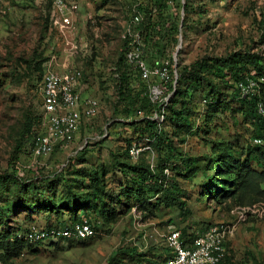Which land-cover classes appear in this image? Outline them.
<instances>
[{"label": "rangeland", "instance_id": "rangeland-1", "mask_svg": "<svg viewBox=\"0 0 264 264\" xmlns=\"http://www.w3.org/2000/svg\"><path fill=\"white\" fill-rule=\"evenodd\" d=\"M174 5L168 11L151 0H80L72 27L61 31L50 24L46 0L2 1L0 175L9 162L17 172L0 179V264H106L116 248L129 244L161 255L159 264L168 258L164 235L170 226L198 231L232 219L236 205L222 195L234 189V167L255 147L253 113L224 83L209 86L202 80L192 93L189 126L175 129V135L169 116L181 106L176 91L186 88L175 80L178 65L204 58L209 66L215 57L250 48L264 54L257 24L264 0H177ZM161 41L173 46L172 59L156 57L154 47ZM141 62L166 66L175 78L172 90L166 85L170 78H143ZM48 70H79L78 91L96 101L97 112L84 119L72 142L37 157L24 129L30 124L39 130L41 77ZM124 71L138 80L136 90L150 92L151 106L134 97V107L143 106L135 117L125 115L131 97L119 93ZM139 120L156 122L166 143ZM181 156L195 160L187 168ZM140 166L150 170L158 191L147 190L132 173ZM256 184L264 190L254 178L243 205L259 196ZM96 185V204L114 213L108 220L90 213L99 226L94 237L25 244L13 255L16 249L4 240L11 231L59 222L69 215L66 206L90 198L86 194ZM138 198L145 207L134 205ZM230 250L232 264H264V215L237 226Z\"/></svg>", "mask_w": 264, "mask_h": 264}, {"label": "built area", "instance_id": "built-area-1", "mask_svg": "<svg viewBox=\"0 0 264 264\" xmlns=\"http://www.w3.org/2000/svg\"><path fill=\"white\" fill-rule=\"evenodd\" d=\"M3 0H0V4ZM50 24L64 31L72 27L73 17L80 0H50ZM143 78L158 77L164 82L169 78L166 66L147 67L140 63ZM81 78L79 70L63 72L46 71L40 85L39 130L32 134L34 155L37 157L52 154L57 147L72 142L84 119L97 112V103L89 97H81L78 86ZM241 95L256 96V111L264 117V77H245L237 84ZM155 87L153 88V93ZM252 143L264 147V136L254 137ZM67 162L62 165L66 166ZM232 219L226 222L209 224L189 241L184 242L181 232L170 226L164 235L168 248V258L159 264H223L230 254V241L237 226L249 216L262 217L264 202L250 206H237L231 210ZM23 238L32 243L51 241L69 242L94 237L98 230L91 218L81 216L74 222L61 226H37L31 224ZM21 236V234H19Z\"/></svg>", "mask_w": 264, "mask_h": 264}, {"label": "trees", "instance_id": "trees-1", "mask_svg": "<svg viewBox=\"0 0 264 264\" xmlns=\"http://www.w3.org/2000/svg\"><path fill=\"white\" fill-rule=\"evenodd\" d=\"M154 3H159L160 6H166L167 10L170 11L174 7V3L177 0H151ZM46 3L49 8L48 15L50 16V8H51V2L50 0H46ZM262 17L260 20L257 21L258 27L260 29V38L259 43H264V11L261 13ZM155 55L158 58H165V59H172L171 55L174 52V48L170 43H166L162 41L154 47ZM253 48H250L246 51H237L232 52L228 55L224 56H218L212 59V64L209 66L206 65V60L204 58L197 59L194 62L188 64V65H178L176 72L178 73V79L174 78V75L170 73L169 75V84L168 88L172 90L171 82L172 80H177V83L180 81L183 82L186 86L184 90H177L176 96L181 97L180 100V108L178 110H172L169 120L171 123H175V128L173 129L174 134L176 135L175 129L181 128V127H188L189 126V120L188 115L190 114L191 110V101H192V93L194 91V88L200 83V81L205 80L209 86H214L215 83H224L227 85L233 96L240 101L241 103L246 104L250 111L253 113L256 124L258 127V132L252 137L251 143L254 137L258 136H264V117L259 115L256 111V102L257 97L256 96H243L240 93V90L237 86L238 82L244 80L245 77H258L263 76L264 77V54L262 55L261 52L255 53L252 52ZM152 51H148L149 54L154 55V50L151 48ZM153 52V53H152ZM129 71H124L121 73V81L124 83V87L120 86L119 93L122 95V93H127V97H131V107L125 109V115L127 117H135L139 114V111L143 109V106H151V97L150 92L148 90H136V84H138V80L135 78H131L130 75L132 73L128 74ZM134 75V74H133ZM139 75V74H138ZM43 77V74H42ZM41 77V79H42ZM140 77V76H139ZM217 80L218 82H215ZM42 81V80H41ZM41 85V84H40ZM125 89V90H123ZM136 91L133 93V91ZM138 97V100L140 103H142L143 106L134 107V105L137 103V100L134 99V97ZM140 124H143V127L147 126L148 131H151L152 136L154 139H157L158 141H161L162 143H166L165 140H163V137L165 135V132L162 129H158L156 122L154 121H145L143 123V120L138 121ZM34 125L30 126L26 125L24 131L29 132L31 135L34 134ZM34 132V133H33ZM253 144V143H252ZM167 148L173 149L170 143H167ZM254 145V144H253ZM254 149L252 151H248L246 153L245 158L243 159V162L240 164V166H235V172H236V185L233 190H223V198L232 197L233 204L237 206H250L252 204H255L257 202H264V190L259 187V184H256V189L259 193V196L250 198L247 200V205H243L245 203V198L247 193L249 192V186L251 182L254 180V178H259V181L261 183H264V147L262 146H256L254 145ZM82 151V150H81ZM81 151H78L77 154H79ZM181 162L185 164V167H189L192 162L195 160L193 157H187V156H181ZM256 165L261 170L255 169ZM227 166H232L229 162H227ZM65 167V166H64ZM63 167V168H64ZM8 170H5L3 176L0 175V179H3L5 175L13 176L17 171L15 169V165L13 162H9ZM133 172L137 175V177L140 178L143 185L147 188V190L151 191H158L159 188L157 186V181L151 179L152 174L150 170H144L141 166L137 168H132ZM94 177L93 180L94 181ZM95 183V181H94ZM94 190L90 192V194H86L87 197L84 200H80L79 204H75L74 202H71L66 206V210H64L65 214H69L67 217L63 218L59 222L55 223H48L45 224V226H61L65 225L68 222H74L78 220L81 216H86L91 218L93 221L95 228L98 230L99 226L97 222L90 216V213L95 211L96 213H99L100 218H104L105 220H108V216L114 213L113 210L110 211V209H106V205L103 203L102 206L99 203L96 204L97 201H99V194H98V186H94ZM153 191V192H154ZM172 193V192H171ZM167 197H171L173 199V196L170 195V192H167ZM261 197H263L261 199ZM79 202V201H78ZM146 201L142 200L140 198L137 199L136 204H134L136 207L143 208L145 207ZM100 220H98L99 222ZM101 223V222H100ZM208 226V225H207ZM205 226V227H207ZM28 227V226H27ZM27 227L23 228H17L13 232L11 231L10 234H8L7 237H5V241L8 243L7 245H10L13 247L14 250L13 255L15 253H18V250L20 247H22L25 244H31L32 242H29L28 240L23 238V235L21 232H25L27 230ZM204 227V228H205ZM198 230V232H201L202 230ZM181 232V238L184 240V242H189L195 235L194 230H190L189 227L180 229ZM9 233V232H8ZM21 234V236H19ZM61 241V240H60ZM73 242V241H69ZM42 243V242H38ZM57 243V242H56ZM161 255L154 256L150 254V251H143L138 246L129 244L127 246H119L116 248L111 255L109 256L106 264H158V260L156 258H159ZM169 256V253H168ZM223 264H232V254L230 250V254L226 256L225 261Z\"/></svg>", "mask_w": 264, "mask_h": 264}]
</instances>
